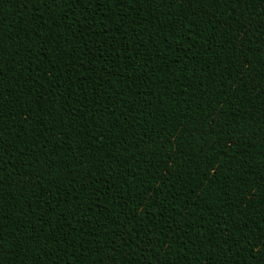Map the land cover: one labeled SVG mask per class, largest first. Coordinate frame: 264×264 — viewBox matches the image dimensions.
Returning <instances> with one entry per match:
<instances>
[{
    "label": "trees",
    "instance_id": "obj_1",
    "mask_svg": "<svg viewBox=\"0 0 264 264\" xmlns=\"http://www.w3.org/2000/svg\"><path fill=\"white\" fill-rule=\"evenodd\" d=\"M0 264H264V0H0Z\"/></svg>",
    "mask_w": 264,
    "mask_h": 264
}]
</instances>
